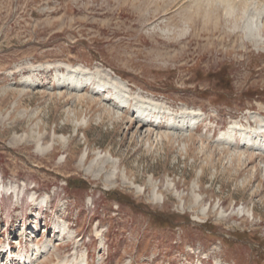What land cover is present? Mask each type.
<instances>
[{"label": "rangeland", "instance_id": "obj_1", "mask_svg": "<svg viewBox=\"0 0 264 264\" xmlns=\"http://www.w3.org/2000/svg\"><path fill=\"white\" fill-rule=\"evenodd\" d=\"M263 10L264 0H0V245L8 224L26 233L17 222L28 228L36 190L50 198L48 224L33 219L14 253L49 242L35 264L72 261L77 247L84 264H264V153L240 131L221 141L256 127L264 106V45L245 29ZM60 64L108 71L202 122L183 135L140 125L135 106L115 108L96 84L62 87ZM59 223L71 228L64 240Z\"/></svg>", "mask_w": 264, "mask_h": 264}, {"label": "bare ground", "instance_id": "obj_2", "mask_svg": "<svg viewBox=\"0 0 264 264\" xmlns=\"http://www.w3.org/2000/svg\"><path fill=\"white\" fill-rule=\"evenodd\" d=\"M263 17H264V10L260 14H256V15L253 14V16L250 15L248 17V21L245 27L247 38L251 40L254 43V45H257V46L264 45V32L262 33L264 26L261 21ZM56 68L65 70L63 76H61V78L59 79L60 81L59 83L62 87H67V88H72L74 90H78L81 88L86 89L89 86L96 84L98 85L97 89H99V92L97 93L99 95H101L102 92L104 93L108 91V93H111L116 98H119V94H121L122 98L120 100L124 102L125 105H127V107L132 108L134 104V106L137 108L136 113H138L139 115L136 117V122L139 123L140 125L149 123L150 126L156 127L157 126L156 123L160 125L161 122H164L163 124L164 126H166L167 128H171L174 131H178L176 133L179 135H183L184 130H186L187 132L190 131L192 126L195 125L202 116L200 115L201 113H198L196 111H185V110L176 111L171 107H167L163 103H159V102H156L150 99L146 100L142 96L135 95L133 92L129 90L128 85L124 79H122L121 77L117 75H113L103 69H97L95 71H92V70H89V68L87 69L81 66L74 67V66H69L66 64L57 65ZM84 86H86V88ZM94 92L96 93V90ZM110 101L113 103L115 108L120 109V105L118 104L116 105V103L113 102V99H111ZM260 110L261 111L259 115L253 117V120L256 122V127L254 126L252 127L251 124H249L248 127L239 125L240 126L239 128H238V125L232 126L230 127V130L221 137V141L225 142L226 144L229 142L233 144V142H231L232 139L235 138V134H237V131L238 132L240 131L241 134L244 135V138L242 139L246 142L244 143V146L252 147L254 150L264 153V150H261L262 145L264 147V143H263L264 141V106L263 105H261ZM52 147H53V144H50L46 148H42L41 146H39L38 151L44 152V151L50 150ZM97 158L99 161V159L101 158L104 159V156L98 155ZM110 158H113V157L110 156ZM83 160H84V157L82 158V161ZM114 176L115 174L108 175L107 181H113L112 177ZM13 189L16 192L18 191L17 186H14ZM141 190L142 189H140L139 191ZM25 220L27 222V219ZM28 228H24V230L28 231ZM57 228L61 231V234H59L60 235L59 237H62L65 230L67 229L66 224L59 225ZM11 243H14V242H11ZM11 243L9 244L10 248L13 247ZM44 244H43V247H39L37 249L33 248L35 255L33 254L30 255L27 253V251H26L27 255H23V254L15 255L12 251V253L9 254V256L11 255L14 258H12L11 261L10 259H8L9 261H7L6 263H2V260H0V264H15V261H18V260L19 262L16 264H33V263L35 264L39 260L38 258L39 254H41L43 257H46L48 254L50 243L47 242L45 245ZM6 250L7 248L5 246L3 251L6 252ZM3 251L0 252V258L3 256ZM7 252L9 253V249L7 250ZM84 261L85 260H83V263ZM79 262L80 264H82L81 261ZM57 264H69V263L68 261H64V262H60ZM73 264H78V262H76L75 260Z\"/></svg>", "mask_w": 264, "mask_h": 264}]
</instances>
